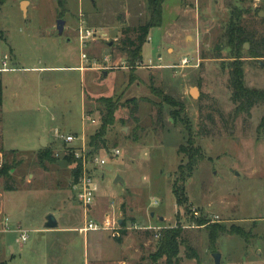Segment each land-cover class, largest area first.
Listing matches in <instances>:
<instances>
[{"label": "rangeland", "instance_id": "rangeland-1", "mask_svg": "<svg viewBox=\"0 0 264 264\" xmlns=\"http://www.w3.org/2000/svg\"><path fill=\"white\" fill-rule=\"evenodd\" d=\"M23 1H0V167L5 161L16 165L14 188H5L0 176V218L7 215L13 229L0 224V264H152L160 244L157 227L178 225L198 252L190 258L182 245L180 264H216L215 252L221 264H264V103L251 115L236 116L225 35L239 13L247 29L263 34L264 0H165L162 24L151 28L144 60L135 66L118 49L121 30L148 20V0H66L63 13L59 0H28L25 12ZM59 19L66 21L62 33ZM81 20L107 34L84 46ZM246 42L245 51L251 49ZM219 43L225 46L220 57ZM186 55L191 62L183 65ZM245 72L247 85L264 89V64L248 57ZM152 83L177 102L154 93ZM100 96L145 99L139 126L131 108L122 107L108 143L92 148L90 134L101 125L93 99ZM159 104L163 123L156 121ZM58 131L78 132L79 141L66 143ZM190 138L203 156L181 180L188 155L180 147ZM81 144L88 158L107 159L104 165L89 163L98 191L87 209L75 195L65 157ZM117 147L121 152L112 156ZM45 148L57 160L42 166ZM118 175L125 182H116ZM178 184L185 188L184 204L174 192ZM50 214L58 226L47 225ZM107 216L126 223L81 230L88 220ZM201 217L227 231L212 243ZM19 226L28 229L27 241L15 230ZM157 264L168 263L162 258Z\"/></svg>", "mask_w": 264, "mask_h": 264}, {"label": "trees", "instance_id": "trees-1", "mask_svg": "<svg viewBox=\"0 0 264 264\" xmlns=\"http://www.w3.org/2000/svg\"><path fill=\"white\" fill-rule=\"evenodd\" d=\"M4 2L5 0H0ZM165 0H148L150 15L145 23H140L135 26L126 25L122 27V37L118 49L125 55L128 65L135 66L140 64L144 60L143 47L147 41L151 28L154 26H160L163 21V7ZM61 7V13L66 11V0H59ZM226 39L228 41L229 48V86L232 89L231 98L236 104L235 114L236 116L247 113L251 115L252 108L263 102L264 103V89L251 87L246 83L245 72V60L248 57L252 58H264V33L257 35L254 31L247 29L241 19L240 13L235 15L233 19L227 24ZM251 44V49L245 51L243 45L244 42ZM222 45V46H221ZM223 44L217 45V56L220 57V49ZM133 77L130 76L132 81ZM153 79V77L151 78ZM151 89L154 93L160 95L169 104L176 103V99L173 96L163 94L154 83L151 84ZM145 98L138 99L137 97H131L126 101H121L120 98L114 96H100L93 100L97 102V108L100 110V127L90 134L89 144L92 148H99L102 144L108 143L107 134L111 126H113L118 119V111L122 107L131 108V116L138 123L140 117L138 116L140 101ZM3 101V85L0 80V103ZM90 112H88L89 114ZM180 116V113L177 114ZM164 106L159 104L157 107L156 121L163 123ZM139 126V123L137 124ZM192 140V141H191ZM194 139H189L188 145H182L181 151H184L188 155V162L180 166L181 180L185 179L186 173L189 175L199 164L202 159L200 149L194 147ZM68 159L69 164L72 165L73 178H76L82 171V160L77 158L74 154H68L65 156ZM55 153L52 149L45 148L39 153V162L42 166H46L47 161H56ZM15 164L5 161L0 167V176L6 178L5 188H14V182L10 180L12 177V169L15 168ZM188 175V176H189ZM174 192L177 195L179 204H184L186 199L185 188L182 184H178L174 187ZM208 219H198L199 224H206L211 242L214 243L218 236L222 232H226L227 229L223 225H211L207 224ZM125 221L123 225H125ZM126 232L125 230L123 231ZM236 232V231H230ZM241 234L240 232H237ZM117 239L121 241V236L116 235ZM160 244L157 250L152 254L153 263L157 264L162 258H165L168 264H180L181 255L180 248L182 245L186 247V254L190 258H197L198 252L191 245L190 240L187 238L186 229L183 225L164 227L161 229V236L159 237Z\"/></svg>", "mask_w": 264, "mask_h": 264}, {"label": "built area", "instance_id": "built-area-1", "mask_svg": "<svg viewBox=\"0 0 264 264\" xmlns=\"http://www.w3.org/2000/svg\"><path fill=\"white\" fill-rule=\"evenodd\" d=\"M79 38L80 42L85 46L87 41L91 39H97L100 36H105L107 33L103 32L100 33L98 28L90 27L85 24L84 20H81V23L79 25ZM8 56H5L4 64L5 66L8 64ZM82 59H87V53L83 50L82 53ZM191 62V59L189 56H184L182 58V64L188 65ZM150 64V63H149ZM152 65V64H151ZM83 67V66H82ZM5 68H8L7 66ZM88 118L91 120V122H98L97 118L93 116H88ZM55 135L59 137V139L63 140L66 143H74L76 141H79V134L78 132H63L58 131L55 132ZM76 151L74 154L77 158L82 160V171L81 173L76 177L73 178V188L75 191V195L77 199L89 208L96 198V194L98 191V182L96 179L95 173L91 170L89 167V163H97L104 165L107 162V159L105 157L99 156L96 154L94 157H89L87 147L85 144H81L79 146L75 147ZM121 152V149L119 147L113 149V155L119 154ZM196 214H199L198 211L195 212ZM120 221V220H119ZM117 219L112 218L111 216H107L103 221L97 222L93 219L88 220V222L85 224L84 227L81 228V230L87 232L92 229H110L119 227L122 223H120ZM6 229H12L9 225V217H6ZM158 231L156 232V236H161V229L162 227H157ZM19 231H21V238L22 241H27L29 238V232L28 229H23L21 226L18 227Z\"/></svg>", "mask_w": 264, "mask_h": 264}, {"label": "water", "instance_id": "water-1", "mask_svg": "<svg viewBox=\"0 0 264 264\" xmlns=\"http://www.w3.org/2000/svg\"><path fill=\"white\" fill-rule=\"evenodd\" d=\"M28 0H24L23 3H22V8L24 9V12L27 10V7H26V2ZM65 20L64 19H59L58 20V28L60 30V32L62 33L64 31V28H65ZM246 45L247 47H250V43L249 42H246ZM258 62L260 64H264V59L263 58H257ZM191 93L193 96H197L199 94V88L198 86H194L192 87L191 89ZM127 128V127H126ZM62 161H60L61 163ZM67 165V162L64 163ZM115 181H122V182H125L124 178L121 176V175H118L115 179ZM155 212H152V215H154ZM162 220L164 219V216H161L160 217ZM120 223L123 222L122 219H120L119 221ZM47 225L50 226V227H56L58 225V221L56 220L55 216L53 214H50L48 216V222H47ZM215 259H216V264H221V253L220 252H215Z\"/></svg>", "mask_w": 264, "mask_h": 264}, {"label": "crops", "instance_id": "crops-1", "mask_svg": "<svg viewBox=\"0 0 264 264\" xmlns=\"http://www.w3.org/2000/svg\"><path fill=\"white\" fill-rule=\"evenodd\" d=\"M82 68V67H81ZM83 69V68H82ZM10 149H18V148H10ZM6 217H7V215H5L4 214V216L2 217V218H0V224H2V228L4 229V230H6V231H11V230H13V229H6ZM58 225H59V223H58ZM57 225V226H58ZM84 227V226H83ZM18 228V227H17ZM51 228H53V227H51ZM2 229V230H3ZM15 230H17V229H15Z\"/></svg>", "mask_w": 264, "mask_h": 264}]
</instances>
